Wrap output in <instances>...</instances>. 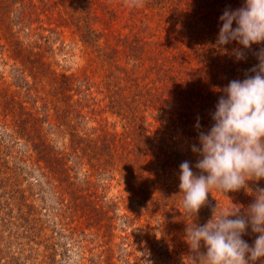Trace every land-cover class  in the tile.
Returning <instances> with one entry per match:
<instances>
[{"label": "rangeland", "instance_id": "obj_1", "mask_svg": "<svg viewBox=\"0 0 264 264\" xmlns=\"http://www.w3.org/2000/svg\"><path fill=\"white\" fill-rule=\"evenodd\" d=\"M244 3L0 0V264H194L186 226L209 220L156 200L180 192L182 162L199 174V131L229 82L256 66L236 59L235 41L216 43L219 17ZM88 28L96 46L83 42ZM127 104L138 110L118 115ZM40 135L69 159L68 180L41 159ZM208 199L214 215H243L254 196L213 189Z\"/></svg>", "mask_w": 264, "mask_h": 264}, {"label": "clouds", "instance_id": "obj_2", "mask_svg": "<svg viewBox=\"0 0 264 264\" xmlns=\"http://www.w3.org/2000/svg\"><path fill=\"white\" fill-rule=\"evenodd\" d=\"M143 6V0H134ZM217 45L236 42L237 60L253 45H264V0H245L243 6L226 8L219 17ZM235 24V27L233 26ZM258 64L243 80L234 79L223 89L207 132L199 131L198 155L193 172L189 161L179 166L182 206L195 217L208 204L213 189L224 194L244 189L254 196L246 212L240 210L214 215L203 226L192 223L185 229L186 242L195 253L194 264H255L264 258V187L254 191L248 182L264 180V47L256 54ZM196 128L200 129L199 118ZM257 234L253 245L242 237L247 230ZM203 247V251L201 250ZM264 264V261H262Z\"/></svg>", "mask_w": 264, "mask_h": 264}, {"label": "trees", "instance_id": "obj_3", "mask_svg": "<svg viewBox=\"0 0 264 264\" xmlns=\"http://www.w3.org/2000/svg\"><path fill=\"white\" fill-rule=\"evenodd\" d=\"M82 39H83L84 43L96 46L95 44H97L99 42V35H97V33L94 30L88 28V30L86 31L84 36H82ZM98 46L99 45H97V47ZM260 47H264V45L260 46ZM239 48L242 49V46H238L237 45V49H239ZM256 48H258V47H256ZM256 48L252 47L250 50H244L245 53H246L245 56H247V54H250V57H247V58L250 61H252L251 66L258 64V60L256 58V54L259 51V49L255 50ZM247 58H246V61H247ZM240 61L242 62V60H240ZM240 61H238V62H240ZM41 65H42V67H45V65H43V64H41ZM240 65H242V64H240ZM62 85H63L62 82H58V88L59 89H61V88L63 89ZM157 98H159L158 101H160L161 103H163L164 100H166L162 96L157 97ZM154 103H155V101L152 102V104H154ZM126 106L127 107L120 105V108L117 111V112H120V113H118V115L122 116L124 113H128V112L132 113L133 111L138 110V107H139V106L137 107L136 105L134 106V105H129V104H127ZM115 107H113V108H115ZM131 108H135V109H131ZM128 110H130V111H128ZM37 122L40 123V124H43L44 123V119H39V120H37ZM45 122L47 123L46 120H45ZM140 138H141V136H140ZM40 139H41L40 143L38 145L34 146V147L39 152V154L41 155V159H43V160L47 159V161H49L50 165L52 166L53 170H55L56 172L60 173L62 176L65 177L66 180H68V178H69L68 170H70V168L67 167V163H68L69 159L66 158L64 152L58 151V150L56 151L54 149V147H52L50 144H48L47 140L46 139L44 140L43 136H41ZM147 141L151 142V140H147ZM141 142H142L141 140L140 141L138 140V142L136 143V145H137L136 148L137 149L133 148V149L128 151L129 156L131 154L135 155L136 153H137V156L140 155L142 149L139 147V143H141ZM76 145H77V147H75V149L78 150V148L80 147L81 144L77 143ZM173 146L175 148H177V147L180 148L179 146H182V143L179 142V141H176V142H173ZM181 148L178 150V153H176V155H178V156L181 155L182 156L184 151H182ZM74 153H76V151H74ZM110 156H112V153L110 154ZM70 157H71V155H70ZM176 158L178 159V157H176ZM177 159H175V160L177 161ZM163 196L164 197L159 198V199L156 200V206H159L163 210L164 213H168L169 215L172 213V211H173L175 206H179V205H177V202H181L183 200V194H181L179 192H176L174 190L166 191L163 194ZM171 201H172V204H171ZM216 205H218L216 203V201L208 199V204L201 208V210H203V215L205 216V218L207 220H210L212 218L210 216L213 215V209L216 207ZM217 211H219L218 206L216 207L215 213ZM185 214H187L186 210H185ZM207 217H209V218H207Z\"/></svg>", "mask_w": 264, "mask_h": 264}]
</instances>
